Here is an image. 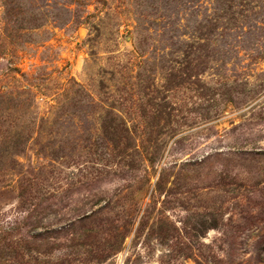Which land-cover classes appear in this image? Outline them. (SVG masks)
<instances>
[{
	"label": "rangeland",
	"instance_id": "1",
	"mask_svg": "<svg viewBox=\"0 0 264 264\" xmlns=\"http://www.w3.org/2000/svg\"><path fill=\"white\" fill-rule=\"evenodd\" d=\"M0 44L50 119L0 148V264H264V0H0Z\"/></svg>",
	"mask_w": 264,
	"mask_h": 264
},
{
	"label": "trees",
	"instance_id": "2",
	"mask_svg": "<svg viewBox=\"0 0 264 264\" xmlns=\"http://www.w3.org/2000/svg\"><path fill=\"white\" fill-rule=\"evenodd\" d=\"M1 49L2 44H0ZM15 96L13 90H6L3 86L0 87V148H25L38 131H40L38 135L44 134L42 129L50 120L42 117L36 123L35 120L25 118L26 108ZM27 104L25 102V105ZM36 137L38 138L37 135Z\"/></svg>",
	"mask_w": 264,
	"mask_h": 264
}]
</instances>
